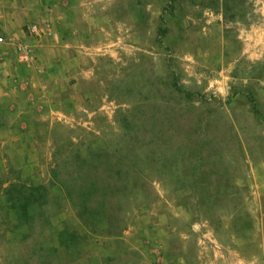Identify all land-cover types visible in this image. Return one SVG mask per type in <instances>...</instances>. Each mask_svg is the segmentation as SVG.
Listing matches in <instances>:
<instances>
[{"label":"rangeland","instance_id":"374dc122","mask_svg":"<svg viewBox=\"0 0 264 264\" xmlns=\"http://www.w3.org/2000/svg\"><path fill=\"white\" fill-rule=\"evenodd\" d=\"M0 37V264H264V0H0Z\"/></svg>","mask_w":264,"mask_h":264},{"label":"built area","instance_id":"2783aa9c","mask_svg":"<svg viewBox=\"0 0 264 264\" xmlns=\"http://www.w3.org/2000/svg\"><path fill=\"white\" fill-rule=\"evenodd\" d=\"M28 33L31 36L38 35L39 34V28H38V26L36 24L30 26L29 29H28ZM1 42H4V38L3 37H0V43ZM21 49L22 48L19 47V50H21Z\"/></svg>","mask_w":264,"mask_h":264}]
</instances>
